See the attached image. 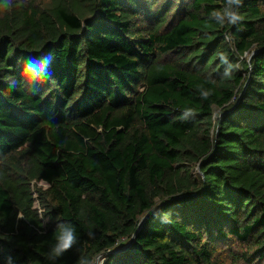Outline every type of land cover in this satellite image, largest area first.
<instances>
[{"label":"trees","instance_id":"16d2710c","mask_svg":"<svg viewBox=\"0 0 264 264\" xmlns=\"http://www.w3.org/2000/svg\"><path fill=\"white\" fill-rule=\"evenodd\" d=\"M105 251L264 264V0H0V264Z\"/></svg>","mask_w":264,"mask_h":264},{"label":"water","instance_id":"95a60500","mask_svg":"<svg viewBox=\"0 0 264 264\" xmlns=\"http://www.w3.org/2000/svg\"><path fill=\"white\" fill-rule=\"evenodd\" d=\"M147 216H148V214L145 215V216L142 218V220L140 221L139 226L141 225V223L145 220V218H146ZM134 237H135V234L133 235V237L131 238V240L128 242V244L125 245L124 247L129 246V245L132 243ZM109 252H110V251H105V252L100 253V254L95 258V261H94L93 264H99V260H100L101 258H102V262H101V264H103L104 259H105V256H106V254H108Z\"/></svg>","mask_w":264,"mask_h":264},{"label":"clouds","instance_id":"9594fccd","mask_svg":"<svg viewBox=\"0 0 264 264\" xmlns=\"http://www.w3.org/2000/svg\"><path fill=\"white\" fill-rule=\"evenodd\" d=\"M237 2H239V0H237ZM8 3L11 4V0H8ZM70 243H71V236L65 237L62 247L67 248L70 245Z\"/></svg>","mask_w":264,"mask_h":264},{"label":"rangeland","instance_id":"374dc122","mask_svg":"<svg viewBox=\"0 0 264 264\" xmlns=\"http://www.w3.org/2000/svg\"><path fill=\"white\" fill-rule=\"evenodd\" d=\"M40 184H42L43 186H47V183L45 182H41ZM101 262H102V258L99 260V264H101Z\"/></svg>","mask_w":264,"mask_h":264}]
</instances>
